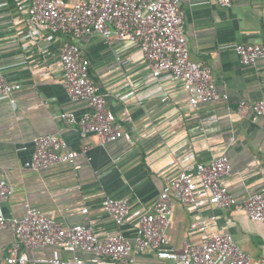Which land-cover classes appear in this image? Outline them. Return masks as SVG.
Wrapping results in <instances>:
<instances>
[{
  "label": "crops",
  "instance_id": "0c3cea01",
  "mask_svg": "<svg viewBox=\"0 0 264 264\" xmlns=\"http://www.w3.org/2000/svg\"><path fill=\"white\" fill-rule=\"evenodd\" d=\"M33 1L0 0V73L21 85L0 98V180L13 188L0 198L1 214L22 218L39 208L64 227L82 223L101 235L120 232L134 243L138 220L116 224L105 200H126L132 209L154 213L191 154L194 165L227 155L232 172L223 183L239 199L264 189V117L253 110L264 99V58L246 66L236 50L240 44L264 43V0H231L229 6L219 0H182L191 58L209 66L218 92L227 95L196 107L187 104L182 83L153 78L152 65L131 41L106 40L97 33L78 38L51 33L32 23ZM64 1L72 6L81 0ZM66 42L77 43L90 60L91 77L124 137L104 141L84 133L78 123L64 122L65 112L79 120L93 110L86 100L73 99L64 85L61 50ZM44 134L60 135L66 150L78 152L75 161L34 168V141ZM201 219L211 229L231 233L257 261L264 260V222L252 220L241 206L198 209L173 198L167 247L182 248L188 240L201 244L203 234L194 228ZM14 238L12 228L0 230V264H10ZM21 252L26 264L92 258L56 246ZM133 257L134 264H173L153 248L135 250Z\"/></svg>",
  "mask_w": 264,
  "mask_h": 264
},
{
  "label": "built area",
  "instance_id": "2783aa9c",
  "mask_svg": "<svg viewBox=\"0 0 264 264\" xmlns=\"http://www.w3.org/2000/svg\"><path fill=\"white\" fill-rule=\"evenodd\" d=\"M219 1L231 5V0ZM29 13L33 24L54 34L61 32L78 38L97 33L106 40L131 41L152 65L153 78L165 77L183 84L190 107L227 98L218 92L209 66L191 58L182 0H81L72 6L64 0H34ZM236 50L240 62L246 66L264 58V43L240 44ZM61 60L64 85L69 95L75 100H86L93 109L79 120L75 114L65 112L61 115L64 122L78 123L84 133L97 134L104 141L124 137L115 114L107 107L105 95L91 77L90 60L80 46L66 42L61 50ZM20 88V84L9 82L0 73V98L9 97ZM245 106L243 103L242 107ZM253 110L256 116L264 117V99L255 102ZM34 143L33 167L36 169L59 162L73 163L78 155L76 151L66 150V143L58 134L39 135ZM194 157V154L186 157V166L172 181L171 189L162 192L152 214L132 209L126 200H105L104 208L116 224L138 220L134 243L120 232L101 235L82 223L64 227L39 208H30L22 218H7L0 213V230L10 227L15 232L8 262L26 264L28 257L21 252L24 247L56 246L79 249L92 254V258L84 260L76 256L72 260L52 258L41 261L47 264H134L135 250L153 248L160 258L171 260L173 264H264V260L257 261L241 249L231 233L211 229L212 224L205 219L194 224V228L203 234L201 244L188 240L182 248L167 247L173 198L198 209L207 205L241 206L252 220L264 222V189L239 199L223 183V178L232 172L227 155L195 165L191 163ZM12 193L8 180L1 179L0 198Z\"/></svg>",
  "mask_w": 264,
  "mask_h": 264
}]
</instances>
